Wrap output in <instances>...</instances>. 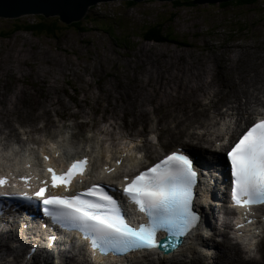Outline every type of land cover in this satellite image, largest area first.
<instances>
[{
    "label": "rangeland",
    "instance_id": "1",
    "mask_svg": "<svg viewBox=\"0 0 264 264\" xmlns=\"http://www.w3.org/2000/svg\"><path fill=\"white\" fill-rule=\"evenodd\" d=\"M126 1L128 0H110L90 6L84 18L78 21L80 28L62 23L56 15L49 16L48 18L56 17L62 25L57 39L42 34L36 36L26 31H17L5 37L16 24L34 23L41 15L0 17V69L1 65L5 68V65L19 64L27 73L12 76L11 73H7L10 70L8 67L5 68L6 74L0 72V84L2 87L4 85V90L8 89L6 92L0 90V102L3 104V106L0 104L2 132L8 131L5 122L7 118H12L16 137L19 139L23 137L20 133L25 130H33L30 139L40 140L42 133H48L55 139L57 133L69 128L68 132L72 133L75 140H71L72 144L77 145L81 139L89 142L91 136H98L103 140L108 139L106 146H113L114 152L117 144L121 142V135L125 133V136L135 139L136 135L132 134L138 135V130H142L143 137L151 142L162 137L166 139V136L174 141L177 138L167 135V130L165 132V129H160L162 125L156 121L152 111L153 115L149 120L137 121L134 125H130L132 115L122 116L123 108L129 103L133 104L129 98L136 93L139 84L142 85V81L136 78L141 68L147 72L156 71L159 69L158 66H162V55L167 59L181 57L187 64L189 62L183 56L187 53L191 54L190 58L195 60L193 62L195 64L198 59L210 56L212 60L207 59L212 62H208L219 66L216 58H224L229 52L227 45L233 43L252 45L249 52H252L258 61V56L264 53V0H257L251 5H240L232 0L225 6H221V3H199L186 7L176 6V0H143L132 1V4ZM154 24L162 25L166 37L178 42L143 41L142 30ZM244 62L248 64L243 65L246 66L245 72H251L252 64L249 58L244 59ZM174 64L175 61L171 60L166 63V67L170 68ZM159 72L164 73L160 70ZM214 77L219 83L221 76L217 71ZM109 86L111 87L109 90L117 94V106H113L112 99L108 98L104 89ZM176 87L177 83L172 84L169 90H175ZM142 96L153 98L154 94L146 93ZM204 97L205 94L203 97L198 96L199 99ZM145 103L144 101L143 104ZM194 105L198 110L202 109L199 104ZM161 109L158 110V115L163 116L165 108ZM143 111L149 113L147 109ZM82 112L90 113L91 119L82 115ZM170 114L173 115L171 112ZM123 117L126 118L123 131L118 130L119 133H115L114 136H105L104 132L109 128V123L117 120L123 124ZM165 121H167L165 125L170 123L168 118ZM76 123L81 125L74 126ZM152 128L155 132H152ZM169 128L177 130L173 123L169 124ZM180 139L184 140V136ZM10 140L17 142L16 139ZM83 143L81 141L80 145H84ZM89 143L94 145L93 142ZM174 144L175 142L166 144L161 152L172 149ZM157 148L159 149V146ZM212 153L213 156L218 155ZM220 239L219 236H214L210 241L217 243ZM26 249L25 247L19 253L9 250L13 254H19L17 259L20 260ZM259 250L255 259L258 260V264H264V235L260 240ZM214 254H218L215 259L212 257ZM239 255L247 256L242 252L241 254L238 252V255L235 252L225 257L216 249H210L206 256L200 253L195 258L189 256L184 260L180 256L175 257L176 262L173 264H242ZM53 257L56 264H59V261L63 262V257L58 255ZM11 258H13L11 253L3 250L0 253V264L2 260L7 261ZM152 258L157 260L155 257ZM36 261H39L36 264H44L41 258L36 257Z\"/></svg>",
    "mask_w": 264,
    "mask_h": 264
},
{
    "label": "bare ground",
    "instance_id": "2",
    "mask_svg": "<svg viewBox=\"0 0 264 264\" xmlns=\"http://www.w3.org/2000/svg\"><path fill=\"white\" fill-rule=\"evenodd\" d=\"M251 46L249 44L240 43L227 45L226 48L229 49L228 54L224 58H216V61H218L217 63L220 64L219 66L215 63L211 64L208 62L210 61L209 59H211L210 56L198 59L195 64L193 63L195 60H191L190 58L191 54L187 53L183 56L187 58L189 63H191L190 66L189 63L186 64L181 57L167 59L164 55H162V66H158L159 69L156 71L147 72L145 69L141 68V72L136 78L138 81H142V85L139 84V88L137 89L136 93L131 96L132 98H129L130 102H133V104L129 103L128 106L123 108V111L121 110L122 116L126 114L132 115L133 117L130 120V125H134L137 121L145 122V120H149L151 115H153V112L155 114L156 121L162 125L160 129H165V132L168 131L167 135L175 136L178 141H173L172 138L170 139L166 136V139H163L162 137L161 139L158 138L156 142H151L150 140L145 139L146 137H143L142 130H138V135L135 133L132 134L136 135L135 139H132L130 136H125V133L124 135H121V137L119 136L121 142L117 144L116 151L114 152L113 146H106L108 139L103 140L98 136H91L89 139V142H93L94 145H91L89 142L83 139H81L77 145L72 144L71 137L73 136L72 133L68 132L69 128H66V130L63 132L60 131L57 133V135H55V139L52 138L48 133H42L40 140L30 139V133L33 130L23 131L20 133L23 134V137L19 139L16 137V128L14 129L12 118H7L5 125L8 127V131L2 132L0 129V146H5L10 139H16V141L17 139H19V141H26L25 147L22 148L21 153L14 151L12 148L8 152H0V172H5L12 167H16L17 170L24 172V170H26V159L30 162H33L34 164L40 163V159L37 156L38 150H40L42 153H49L52 156L51 161L55 162L60 158L68 159L72 157V155L76 154L84 147H91L98 149V152L92 153V169L89 175L98 178H104L100 172V169L103 166H112L114 169H116L117 173L128 171L140 165L146 159H154L157 153L161 152L163 150L162 148L166 144L175 142L172 149L168 150L167 152L174 150L175 147H181L184 149V151H189L191 157L198 162V172L201 175L200 180L205 184L206 187L210 188V194H212V191H214V196H217L218 194L219 196H222L223 194L220 180L224 182V163L223 160L220 159L219 155H211L214 154L212 151L215 152L216 148H214V146L222 144L221 146L225 147L223 141L226 139L228 144H230L247 124L251 123V121L256 117L264 114V53H262V56H258V61L257 57L253 56L252 52H249ZM238 50H241V52ZM246 58H249L252 64L251 72L247 73L245 72L246 66H243L248 65L244 62V59ZM171 60L175 61V64L170 68L166 67V63ZM5 66L10 69L7 73H11L12 76L16 75L17 73H19V75L27 74L23 69H21L19 64L15 66ZM5 68L4 65H1L0 72L6 74L4 73ZM159 70L165 74L160 73ZM216 71L221 76L219 83H217L218 81H215L214 73ZM176 83L177 87L175 90H169L171 85ZM114 86L115 85H112V87ZM3 87L0 84V90L2 89V91L6 92L8 89L4 90ZM104 89L107 92L108 98L112 99L113 106H117V94L115 95L113 92H111V90H109L111 89L110 86ZM146 93L154 94V97L144 98L142 94L146 95ZM203 94H205V97L203 99H199L198 96L201 95L203 97ZM142 101L146 102L145 105ZM194 103L199 104L200 106H198L202 107V109L198 110ZM0 104L2 103L0 102ZM148 105L150 107L147 108ZM161 108H165V110L163 109V116L158 115V110L160 111ZM143 109L149 110V113L147 114L143 111ZM191 111L193 112L190 113ZM170 112L173 113V115L170 114ZM251 114L253 115L250 117L249 115ZM47 115H49L48 111ZM82 115L91 119L90 113L87 114L86 112H82ZM18 118L19 116L17 115V119ZM166 118L170 120V123L174 124L177 130L169 128L170 123L165 125V123H167V121H165ZM125 119L123 117V124L118 123L117 120L111 121L108 126L109 128H107L105 132L104 129H102V132L105 133V136H114L115 133L123 131V127L126 122L124 121ZM79 125H81V123L74 124V126ZM152 129V132H155L154 128ZM34 130L36 131L39 129ZM118 130L119 132H117ZM42 131L46 132L47 130ZM34 134L36 135V133ZM160 134L163 133L160 132ZM128 135L131 134L128 133ZM182 136H184V140L180 139ZM81 141L84 142L83 144L85 145H80ZM157 146H159V149ZM220 152L221 147L219 146V149H217L215 153ZM119 157L122 159L121 167L114 165V161H116ZM217 164H219L218 167L222 171L221 177L216 167ZM123 167L124 169H121ZM143 167V165L140 166V168ZM114 176L115 174L111 178H114ZM212 176L213 181L210 180ZM210 184H212V186ZM219 185L220 188H218ZM208 203V201L204 202L203 212H201L200 215V221L198 225L192 230L191 236L186 238V246H179V253L175 256H180L184 260L189 256L190 258H195L200 253L206 256L210 249H216L221 255L229 257L235 252L238 255V251H241L242 254L247 255L242 256L243 258L241 255H239L241 257L240 262L242 264H258V260L255 258L258 252H260L259 244L264 235V207H261L260 209L253 208L250 210L259 219L252 222L251 229L249 225H245L242 230V234H239L237 230L231 229L230 225H225L222 223V221H219H227L229 218H231L230 215H227L229 213L225 212L226 208L222 210V214L220 213L221 211H219V219H216L213 217L214 206H210ZM126 207L128 208V206ZM240 213L242 212L240 211ZM203 226L206 228L202 229ZM198 227L200 231H198ZM224 227H228L229 229ZM7 231L8 230H5V232ZM229 234L235 238L237 243L231 241L232 239L229 237ZM214 236H219L221 238L220 241L217 243H212L210 240ZM1 239L0 253L4 250L11 253L13 257L11 260H2L3 262H1V264L6 262H11L12 264H36V262H39L36 261V257L41 258L44 264H56L53 256L57 255L63 257V262L59 261V264H173L176 262L174 259L175 257L158 258L157 260H154L150 253L146 255L148 258H145V262L134 261L131 254L124 258L113 256L112 259H91L84 253L77 252L74 249V245L69 243L68 246H66L67 243H63V248L52 247L45 251H41L40 249L36 254H33L28 259H26L25 255L27 253V249L31 246H28L27 243H25L21 249L23 247H26L27 249L23 253L21 259L18 260V254H13V252L8 249L10 247L9 243H11L12 237H2L0 240ZM228 239L231 242L228 241ZM250 239L255 242V252L252 251V248H250ZM166 240L167 239H163L162 242H165ZM224 251L227 252L223 253ZM52 252H54L53 255ZM254 253L255 256L252 257ZM217 255H212V257L215 259L217 258ZM76 256L79 259H76Z\"/></svg>",
    "mask_w": 264,
    "mask_h": 264
},
{
    "label": "snow or ice",
    "instance_id": "3",
    "mask_svg": "<svg viewBox=\"0 0 264 264\" xmlns=\"http://www.w3.org/2000/svg\"><path fill=\"white\" fill-rule=\"evenodd\" d=\"M227 157L233 178V204L248 210L264 207V119L258 120L240 137L227 152ZM86 165V160H78L62 176L53 173L51 186L55 188L63 184L65 191H69L72 178L82 175ZM48 171L53 170L49 168ZM196 177L193 161L186 155L173 152L132 178L122 191L136 210L147 218L138 226H131L126 221L118 201L98 185L72 195L47 197L46 188L41 187L34 197L42 201L44 214L51 218L53 224L65 231L82 233L94 254L124 258L135 252H152L161 248L168 253L169 248L177 249L171 238L185 237L199 221V216L192 209ZM22 179L27 183V178ZM6 183L0 177V188ZM0 197L33 200V196L27 193L0 191ZM161 231L169 237L164 243L158 238Z\"/></svg>",
    "mask_w": 264,
    "mask_h": 264
},
{
    "label": "water",
    "instance_id": "4",
    "mask_svg": "<svg viewBox=\"0 0 264 264\" xmlns=\"http://www.w3.org/2000/svg\"><path fill=\"white\" fill-rule=\"evenodd\" d=\"M110 0H0V17L18 18L23 15H56L59 21L70 25L84 18L90 6ZM124 1V0H123ZM140 2L143 0H128ZM164 1V0H159ZM171 1V0H168ZM182 1V0H180ZM191 4L220 3L230 0H189Z\"/></svg>",
    "mask_w": 264,
    "mask_h": 264
},
{
    "label": "trees",
    "instance_id": "5",
    "mask_svg": "<svg viewBox=\"0 0 264 264\" xmlns=\"http://www.w3.org/2000/svg\"><path fill=\"white\" fill-rule=\"evenodd\" d=\"M232 1V0H230ZM236 3H239L240 5H251L256 3L257 0H235ZM128 4H132V1H126ZM176 6L180 7H186L188 5H191L189 0H176L175 1ZM221 6H225L228 1L226 2H220ZM39 18L34 23H24V24H16L15 27L12 28V30L6 34L5 37L9 36L10 34L17 32V31H26L30 32L34 35H45L47 37H54L58 38V35H60L61 32V26L57 20V18H45L43 16H38ZM71 26H75L76 28H80L79 22L70 24ZM142 39L143 41H153V42H173L177 43L178 41L168 38L165 35V32L163 30L162 25L154 24L149 25L142 30ZM182 45V43H180Z\"/></svg>",
    "mask_w": 264,
    "mask_h": 264
}]
</instances>
